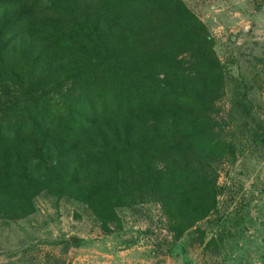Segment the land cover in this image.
<instances>
[{
	"label": "rangeland",
	"instance_id": "374dc122",
	"mask_svg": "<svg viewBox=\"0 0 264 264\" xmlns=\"http://www.w3.org/2000/svg\"><path fill=\"white\" fill-rule=\"evenodd\" d=\"M180 1L203 26L211 42L207 58L218 67L199 70L186 48L172 47L182 66L159 89L194 103L174 108L165 100L152 118L129 121L130 148L116 142L115 127L100 126L93 144L78 145L56 165L44 163L27 183L1 186L0 264H264V0ZM162 15L129 12L117 23L148 33ZM48 38L32 43L34 52L46 51L42 67L61 72L76 65L73 53L90 56L73 46L45 50ZM7 90L11 86L0 85V96ZM69 95L63 86L37 97L60 104ZM183 133L211 160L209 191H193L171 158L139 164L151 145L165 146ZM123 163L133 165L134 174L137 166L141 179L115 174ZM165 195L181 198L179 208L165 204ZM175 208L186 225L180 236L171 230L179 223Z\"/></svg>",
	"mask_w": 264,
	"mask_h": 264
},
{
	"label": "trees",
	"instance_id": "16d2710c",
	"mask_svg": "<svg viewBox=\"0 0 264 264\" xmlns=\"http://www.w3.org/2000/svg\"><path fill=\"white\" fill-rule=\"evenodd\" d=\"M89 7L97 8L93 9L96 13H89ZM150 9L161 11L163 18L148 33L140 26L117 23L126 13ZM46 36L51 42L45 50L73 46L90 56L73 53L78 56L76 65L61 72L42 67L46 51L34 52L32 43ZM172 47L180 52L186 48L199 70L218 67L215 59L207 58L211 42L203 26L180 0H0V85L11 86L5 97L0 96V187L27 183L28 175L44 163L56 165L78 145L93 144L91 137L100 126L115 127L116 142L124 150L130 148L125 136L132 119L152 118L165 100H171L174 108L192 105L159 89L160 84L170 82L173 69L182 66L183 60L171 55ZM159 68L162 71L157 73ZM63 86H68L70 95L63 96L60 104L38 101L39 94L56 93ZM99 146L94 153L98 157L103 155ZM154 158H171L193 191L211 189L205 173L211 160L192 148L190 134H176L165 146L151 145L139 157V164L148 168L147 162ZM125 164L115 174L128 172L133 180L141 179L137 166L134 174L133 165ZM98 167L102 169V164ZM165 197V204L172 201L179 208L181 198ZM177 210L174 219L179 223L171 230L180 236L186 225Z\"/></svg>",
	"mask_w": 264,
	"mask_h": 264
}]
</instances>
